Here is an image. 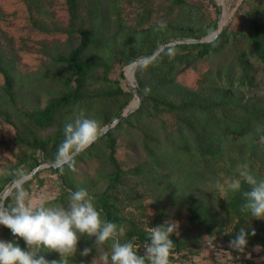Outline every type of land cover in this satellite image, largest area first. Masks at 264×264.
I'll use <instances>...</instances> for the list:
<instances>
[{
	"label": "rangeland",
	"instance_id": "rangeland-1",
	"mask_svg": "<svg viewBox=\"0 0 264 264\" xmlns=\"http://www.w3.org/2000/svg\"><path fill=\"white\" fill-rule=\"evenodd\" d=\"M73 2L74 7L69 0H0V199L5 207L14 206L20 186L33 206L44 200L46 207L65 208L68 190L83 188L102 210V219V202L109 204L116 217L111 222L125 227L120 242H132L138 254L148 243L137 242L138 234L149 238L152 227L172 222L177 227L170 236L175 242L170 264H264V219L242 211L251 186L241 181L239 191L228 187L244 164L264 180V63L255 53L250 21L261 25L264 44V0ZM82 31L89 32V45L78 58L87 67L79 85L66 60L79 47ZM221 34L224 44L218 52L193 60L175 77L180 90L158 91L147 74L140 94L141 104L145 95H164L180 106L184 90L215 103L228 100L230 93L236 110L219 105L224 119L214 135L233 132L225 120L236 117L250 118L253 131L235 137V143L224 142L217 154L203 156L197 139L209 133L199 117L190 116L192 124L184 112L154 101L147 112L132 116L141 107L133 87L142 86L135 77L139 64L132 71L130 67L153 57L166 43L215 41ZM227 73L235 81L246 74L249 84L230 92L224 80H217ZM75 90L79 98L60 108L51 126L42 128L29 118ZM81 111L104 130L110 123L103 121L118 113L128 116L108 131L110 138L106 132L76 158L75 171L65 167L61 172L54 161L63 128ZM243 233L246 245L233 244ZM0 241L29 250L4 225ZM85 248L90 249L87 256L81 255ZM111 252V241L97 245L95 237L81 236L68 264H103L105 254L111 264ZM39 256L49 262L61 259L47 249Z\"/></svg>",
	"mask_w": 264,
	"mask_h": 264
},
{
	"label": "clouds",
	"instance_id": "clouds-1",
	"mask_svg": "<svg viewBox=\"0 0 264 264\" xmlns=\"http://www.w3.org/2000/svg\"><path fill=\"white\" fill-rule=\"evenodd\" d=\"M101 123L88 118L81 111L79 115L63 128L64 139L59 144L55 155V166L63 172L65 167L75 171L76 158L86 152L103 135ZM264 142V137H261ZM239 178L233 179L228 187L239 191L241 181L251 186V191L244 193L247 202L243 210H249L256 219H264V180H258L248 171V165L237 168ZM217 188L222 185L217 181ZM69 203L65 207H46L42 200L38 206L27 202L28 193L20 186L17 188L14 206L5 207L0 199V225L11 230L14 236L22 238L28 251L12 243L0 241V264H68V258L75 255L81 236L95 237V244L112 242L111 264H170V254L174 246L170 238L177 225L167 222L164 226L149 230V242L143 248V254L134 250L132 242H120L125 227L102 219L101 211L96 208L87 190L69 189ZM254 234V233H253ZM246 234H239L233 244L246 245ZM60 254V261H47L43 256L37 258L41 250ZM90 249L85 248L81 255L87 256ZM103 264H109L107 254Z\"/></svg>",
	"mask_w": 264,
	"mask_h": 264
},
{
	"label": "trees",
	"instance_id": "trees-1",
	"mask_svg": "<svg viewBox=\"0 0 264 264\" xmlns=\"http://www.w3.org/2000/svg\"><path fill=\"white\" fill-rule=\"evenodd\" d=\"M178 2H183V0H177ZM69 3L71 7H74L73 0H69ZM251 25H252V43L256 49L255 53L260 61L264 63V50H263V42H262V28L261 25L256 22L254 19H250ZM81 34V42L79 47L71 54V57L66 60L67 63L72 65V68L74 70V76L77 83L80 85L82 81L86 78L87 75V67L86 65H83L78 62V58L80 55L84 52V50L89 45V32L82 31ZM223 36H218L217 40L210 41V42H204V43H184V44H177L174 46H170L165 48L159 55H157L154 59L148 60L147 62L141 63L137 66L135 77L138 79L139 83H141V88H138L139 93H143V87L147 83L146 76L149 75V80L151 81L152 85H154L156 90H164L170 91L171 89H175L176 91L180 90L181 88L176 85L175 77L187 69L188 67H191V63L193 60L198 59L200 56L203 55H209L210 53H216L220 50V48L223 46ZM153 54H150L149 56H152ZM146 71V73H144ZM143 72V76H142ZM224 80L228 87L229 91L231 92L233 88H242L244 85L249 84L247 81L249 80L248 75H244L241 78H239L237 81L231 79V74L227 73L225 74V78L218 77L217 80ZM5 82L8 89L11 87V80L9 77L5 76ZM219 82V81H218ZM143 91V92H142ZM163 93V94H164ZM177 94V92L174 93V95ZM183 94V100L181 101V105L177 106L174 105V101L171 100V98H168L164 95H159L158 97H150V96H143L142 97V104L138 111L132 113V116H140L142 112H147L149 109V103L153 102L157 104V106H163L164 108L171 109L173 111H178L180 114L181 112H184L188 116V120L190 123L193 124L194 120L190 119V116L199 117L202 121L199 122L202 123L201 126L205 128V130L209 134H204L203 137L199 136L197 139V143L200 146L199 149H201L200 154L203 156L205 154H217V150L219 147H221V144L224 142H228L231 140V143H235L239 139L235 138L237 136H243L245 134L250 133L253 131L251 119L241 121L236 120L237 117L234 120H229L227 118L226 123L231 125H225L226 128L234 129L233 132H225L223 134H217L214 135L213 131L216 130L215 127H219V124L217 122L221 121V119H224V116L222 117L219 114L218 108L219 105L222 109L224 107H228L229 110H236L235 108H232L231 105L233 103V98L230 96V93H228V100L219 101L217 103L210 102L207 100H200L193 95L191 91L184 90ZM79 98V94L75 90L74 92H71L66 97L62 98L59 101H54L50 103L43 111L33 113L29 116V118L36 123L38 126L45 128L51 126L56 117L57 111L61 108L66 107L70 104L71 101L77 100ZM178 103V102H177ZM176 104V102H175ZM127 105V104H124ZM125 106L121 107L122 110ZM225 112V111H224ZM237 112H242L241 110L237 109ZM254 113V112H253ZM247 115H251L249 113H246ZM120 113L114 116V118L108 119L103 121L104 125H107L108 123L111 124L113 122V119L120 118ZM248 116V117H249ZM264 122V119H262ZM121 121V120H120ZM119 121V122H120ZM229 121V122H228ZM215 122V123H214ZM122 123V122H121ZM198 123V122H197ZM120 123H118L119 125ZM214 124V125H213ZM179 125V124H177ZM264 127V126H263ZM110 132V131H109ZM105 134L104 136L110 138V133ZM212 133V134H211ZM216 151V152H215ZM114 155V150H111V156ZM212 156V155H211ZM36 165H39L37 161H35ZM103 207V213L104 216L108 221H116V217L111 211V208L109 204L106 201L102 202ZM137 239L140 244L143 242H149V238H147L143 234H138ZM174 242V240H173ZM175 243V242H174ZM247 264L249 262L247 261Z\"/></svg>",
	"mask_w": 264,
	"mask_h": 264
},
{
	"label": "water",
	"instance_id": "water-1",
	"mask_svg": "<svg viewBox=\"0 0 264 264\" xmlns=\"http://www.w3.org/2000/svg\"><path fill=\"white\" fill-rule=\"evenodd\" d=\"M218 33H219V32H218ZM211 40H212V38L207 39L206 42L211 41ZM183 43H196V42H183ZM201 43H204V42H201ZM174 45H176L175 42H169V43L164 44V45L162 46V48L158 51V53H156L153 57H151V58H147V59H145V60H141V61H138V62H135L133 65H131L130 70L132 71L133 66H137L138 64H141L142 62H145V61H148V60H152V59H154V58H155L157 55H159V54H160L165 48L170 47V46H174ZM133 92H134L135 96H136L137 99H138L137 103L141 104V97H140V93H139L137 87H133ZM127 116H128V115L125 114V115L121 116L120 118L116 119L113 123L109 124V125L107 126V128L105 129L104 134H105L106 132L110 131V130L113 128V126H114L115 124L119 123V121H120L121 119H123L124 117H127ZM49 166L53 167L54 165H53V164H49ZM55 167H56V166H55Z\"/></svg>",
	"mask_w": 264,
	"mask_h": 264
},
{
	"label": "built area",
	"instance_id": "built-area-1",
	"mask_svg": "<svg viewBox=\"0 0 264 264\" xmlns=\"http://www.w3.org/2000/svg\"><path fill=\"white\" fill-rule=\"evenodd\" d=\"M145 246V245H144ZM244 264H247V262L245 261Z\"/></svg>",
	"mask_w": 264,
	"mask_h": 264
}]
</instances>
